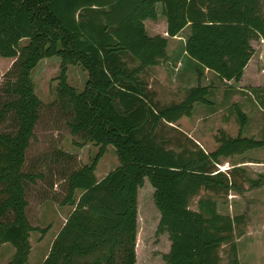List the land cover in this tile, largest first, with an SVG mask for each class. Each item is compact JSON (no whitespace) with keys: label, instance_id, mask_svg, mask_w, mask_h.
I'll return each mask as SVG.
<instances>
[{"label":"trees","instance_id":"obj_1","mask_svg":"<svg viewBox=\"0 0 264 264\" xmlns=\"http://www.w3.org/2000/svg\"><path fill=\"white\" fill-rule=\"evenodd\" d=\"M157 3L167 35L189 25L183 51L224 82L240 79L254 51L251 40L264 39L260 0H0V57L11 59L0 79V244L13 248L6 264H23L29 232L46 229L26 215V184L43 175L23 170V162L41 104L31 70L51 56L60 60L55 101L66 127L98 147L90 163L63 178L59 202L73 208L40 264H137V192L145 177L160 213L156 231L170 240L166 264H221L223 245L228 263L242 264L236 238L244 215L218 211V198L242 193L244 182H261L242 167L218 164L263 147L264 137L219 129L216 147L207 151L173 124L191 115L195 103L212 102L211 85H190L181 99L164 102L143 77L167 57V36L149 34L144 23L156 19ZM67 64L86 71L80 90L67 84ZM235 109L242 128L246 115L236 103ZM108 144L119 163L96 179Z\"/></svg>","mask_w":264,"mask_h":264},{"label":"rangeland","instance_id":"obj_2","mask_svg":"<svg viewBox=\"0 0 264 264\" xmlns=\"http://www.w3.org/2000/svg\"><path fill=\"white\" fill-rule=\"evenodd\" d=\"M260 6L264 14V0H260ZM156 9V19H148L145 27L149 34L159 33L167 36V57L147 69L143 77L149 82L150 87L155 89L157 98L164 102L179 100L190 85L197 83L211 85L208 97L212 102L195 103L191 115L182 116L173 124L195 139L207 151L216 147L215 134L219 129L225 130L232 136L241 133L243 136L263 138L264 39L259 37L251 40L254 51L244 69L243 78L242 76L240 78L246 80L236 93L235 80L230 83L228 80L224 82L210 69L202 74L203 67L200 63L183 51L190 32L189 25L180 31V36L174 38L168 36L166 20L159 3L156 4ZM25 42L26 39L22 38L19 44ZM10 62V58L0 57V79ZM59 62L58 56L44 57L39 59L31 70L34 92L41 104L33 128V136L25 150L23 170L41 172L43 177L26 184V215L30 223L46 229L43 233L38 229L29 232V253L23 264H40L50 239L73 208L71 204L59 202L65 191L63 178L68 170L83 163H90L98 147L89 141L82 142L66 127L64 113L55 101ZM65 74L67 84L76 90L82 88L86 71L80 65L67 64ZM235 103L246 115L242 128ZM74 141L80 144H75ZM66 153L70 157L65 155ZM245 158L263 161L257 165H264V146L230 157H221L218 166L226 169L236 163L240 164ZM225 159L227 163L224 162ZM118 163L114 146L108 144L106 151L95 164L93 170L95 178L104 176ZM244 170L246 176L258 178L261 184L253 187L248 182H244L242 193L237 194L232 190L226 196L218 198L217 208L218 211L230 215H244L243 223L239 224L243 233L236 238L240 262L264 264V175L260 174L264 172L253 168L247 170L246 167ZM245 175L240 173L238 177L242 178ZM152 189L153 186L146 179L137 192V264H166L163 254L170 247L167 232L156 231L159 212L153 201ZM79 192V189H75L73 197H77ZM196 198L197 196L191 199L190 207H196ZM12 250L8 243L0 244V264L7 263ZM219 253L221 264H229L228 245H223Z\"/></svg>","mask_w":264,"mask_h":264},{"label":"crops","instance_id":"obj_3","mask_svg":"<svg viewBox=\"0 0 264 264\" xmlns=\"http://www.w3.org/2000/svg\"><path fill=\"white\" fill-rule=\"evenodd\" d=\"M148 19H150V18H147V19H145L144 20V23L148 20ZM179 34H180V32H179ZM179 34H177V35H174V36H171V37H178V36H180ZM151 35H153V34H151ZM247 64H248V62H247ZM247 64L245 65V67L247 66ZM245 67H244V69H245ZM206 70H209V69H207V68H203V71H202V74L203 73H205L206 72ZM243 73H244V70H243ZM243 73H242V75H243ZM241 78V77H240ZM242 78H243V76H242ZM232 80H234V79H230V80H228V82L230 83V82H232ZM246 79L244 78V79H238V80H235L236 82H237V84L235 85L236 87V90H235V92L238 90V89H241V87H239V86H241V84H243V81H245ZM234 91V90H233ZM236 93H238V92H236ZM192 113H193V111H192ZM191 113V114H192ZM181 118V117H180ZM181 120V119H180ZM224 162H226L227 163V159H225L224 160ZM260 162H263V161H259V160H255V159H250V158H245V159H242L241 160V162H240V164H234L235 166H242L243 168H245L246 167V169L247 170H249L250 168H253V169H256V170H258L259 172H264V165H257V163H260ZM228 165H229V162H228ZM226 168H229V167H226ZM260 174H263L264 175V173H260ZM99 179V178H98ZM146 179L148 180V178L147 177H145V179H144V182H146ZM259 186V185H258ZM152 190H154V188L152 189ZM234 193H236V192H234ZM237 194H239V193H237ZM157 212H159V210L157 209ZM159 216H160V213H159ZM58 231V230H57ZM56 231V232H57ZM56 234V233H55ZM54 234V235H55ZM54 235H53V237H54ZM53 237L50 239V242H49V245H50V243H51V241H52V239H53ZM170 241V240H169ZM49 245H48V247H47V249H46V252L44 253V255H43V257L46 255V253H47V251H48V248H49ZM170 245V244H169ZM170 248V247H169ZM43 257H42V259H43Z\"/></svg>","mask_w":264,"mask_h":264},{"label":"built area","instance_id":"obj_4","mask_svg":"<svg viewBox=\"0 0 264 264\" xmlns=\"http://www.w3.org/2000/svg\"><path fill=\"white\" fill-rule=\"evenodd\" d=\"M219 168H220V169H223L220 165H219Z\"/></svg>","mask_w":264,"mask_h":264}]
</instances>
